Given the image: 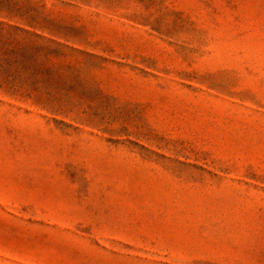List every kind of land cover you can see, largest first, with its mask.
<instances>
[{"label":"rangeland","instance_id":"374dc122","mask_svg":"<svg viewBox=\"0 0 264 264\" xmlns=\"http://www.w3.org/2000/svg\"><path fill=\"white\" fill-rule=\"evenodd\" d=\"M0 264H264V0H0Z\"/></svg>","mask_w":264,"mask_h":264}]
</instances>
